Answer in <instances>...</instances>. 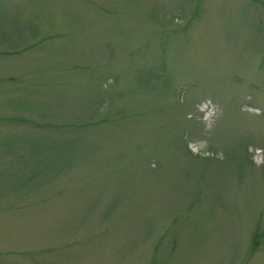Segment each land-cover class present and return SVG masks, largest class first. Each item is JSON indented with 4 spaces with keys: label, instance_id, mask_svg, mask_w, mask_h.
Segmentation results:
<instances>
[{
    "label": "rangeland",
    "instance_id": "obj_1",
    "mask_svg": "<svg viewBox=\"0 0 264 264\" xmlns=\"http://www.w3.org/2000/svg\"><path fill=\"white\" fill-rule=\"evenodd\" d=\"M0 264H264V0H0Z\"/></svg>",
    "mask_w": 264,
    "mask_h": 264
}]
</instances>
